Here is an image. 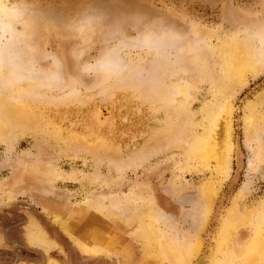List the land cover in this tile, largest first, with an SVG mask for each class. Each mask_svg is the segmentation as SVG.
<instances>
[{"label":"rangeland","instance_id":"1","mask_svg":"<svg viewBox=\"0 0 264 264\" xmlns=\"http://www.w3.org/2000/svg\"><path fill=\"white\" fill-rule=\"evenodd\" d=\"M0 5L24 15L0 31V264H166L146 246L145 219L164 218L157 238L174 235L168 250L190 242L202 252L233 198L243 194L241 209L264 201V129L243 125L248 102L264 119V0ZM237 38L259 70L226 97L231 147L220 173L187 151L219 96L217 49ZM175 128L187 145L170 141ZM33 228L53 245H30ZM253 230L246 221L229 250L244 253Z\"/></svg>","mask_w":264,"mask_h":264},{"label":"bare ground","instance_id":"2","mask_svg":"<svg viewBox=\"0 0 264 264\" xmlns=\"http://www.w3.org/2000/svg\"><path fill=\"white\" fill-rule=\"evenodd\" d=\"M22 16L24 15L21 14L20 12L10 10L5 6L0 5L1 33L7 30V27L9 26L10 22ZM217 51L219 52L218 54L221 60V65L223 64L225 67V69L221 71L222 72L221 77L216 81V87L219 96L217 97L214 106L205 107V118L201 127V131H200L201 133L196 134V137L194 138V144L191 146V149L187 151V154L190 155L191 158H193V160L195 161L197 160V162L202 168L208 167L210 161L214 160L216 164V167L214 166L216 172L218 171L221 173V171H224L225 167L227 166L226 163L229 162L228 154L231 147L230 131H229L230 110L228 109V106L226 107V103H227L226 97L230 95L234 86L240 84L241 81L245 80V76L247 74L253 73V71L257 67V58L253 53L255 50L252 51V49L248 45H244L243 42L238 40V38L229 39L227 43L221 44L217 49ZM257 68L259 70V67ZM185 83L186 82H184V84ZM173 86L176 87L175 85ZM173 86L172 85L170 86L172 90H173ZM183 88L185 90V87ZM183 88L179 89L178 87V90L182 91ZM175 90L177 89L175 88ZM172 92H174V90ZM244 110H245V114L243 117V125L246 129V132L248 131L250 134L251 132L256 133L258 131L263 130L264 129L263 114L262 115L260 114L258 119L257 117L256 118L254 117L255 115L254 111L256 110L255 102H248ZM260 121L263 122L262 124L258 125L257 122ZM0 123L3 129L6 130L7 123L5 121L3 114L1 113H0ZM177 126L180 127V125ZM180 129L183 130L182 127H180ZM216 129H219L220 133L222 131L220 137H217L219 133L216 131ZM176 131L178 132L179 130ZM178 133L180 134L179 136L177 135ZM178 133L177 134L174 133L175 135L172 136V139L170 138V141L173 144H175V141H177V145H179L180 147L182 146V144L187 145L190 139H188L184 135H183L184 137L182 136L183 139H181L180 137L182 133H180V131ZM248 137L252 138V136H248ZM245 189L247 191V187H245ZM213 192H215V189L214 187L210 186V188H208V193H206L207 195L206 194L201 195L202 203H203L201 212L203 216L207 215V213L211 211V203L214 197ZM242 195L243 194H240L239 197L237 196L238 198H233L231 205L221 212L218 220L217 229L214 233V236L211 239L213 241V245L209 250L200 252L198 246L196 244L191 245L189 244L190 242L189 243L185 242L184 245L179 246L180 249H178L177 252L170 251V249L168 250L167 246H173L172 237L174 235L172 236V233L168 232V234H171V236L166 235V237L162 236L161 239L157 238L158 234H157L156 223L160 220L163 221L164 218L157 216L154 210L153 212L155 213L156 218L152 220L149 218L147 220L145 219L144 223L141 221L144 229L143 231L144 238H146V246L154 247L156 253L165 261L166 264H187L191 259L190 256L196 257V259H194L196 261L195 264H263L262 262L264 260V201L257 203V205L256 204L253 205L250 209L248 208L241 209L239 207L241 205L239 201L241 200ZM10 198L11 196H9V199ZM145 205H143L144 210L142 211L150 213V209ZM246 221H250L252 223L254 229L253 236L252 238H250L251 240L244 253L243 252L238 253L236 251L233 252L228 248L230 239L236 234L238 228L243 226L246 223ZM34 228L30 229L29 231H26L25 238L30 245H37L44 247L46 246L49 247L50 245H53L52 242L45 240V236L39 229H34ZM80 245L81 244H79V246ZM82 247L83 249L88 250L87 247L83 245ZM175 248L177 249V247ZM90 251H92L91 253H97V251H93V250ZM51 264H56V263L51 262Z\"/></svg>","mask_w":264,"mask_h":264},{"label":"flooded vegetation","instance_id":"3","mask_svg":"<svg viewBox=\"0 0 264 264\" xmlns=\"http://www.w3.org/2000/svg\"><path fill=\"white\" fill-rule=\"evenodd\" d=\"M13 244H16L15 242H12Z\"/></svg>","mask_w":264,"mask_h":264},{"label":"crops","instance_id":"4","mask_svg":"<svg viewBox=\"0 0 264 264\" xmlns=\"http://www.w3.org/2000/svg\"><path fill=\"white\" fill-rule=\"evenodd\" d=\"M26 227H28V225H27ZM25 229H26V228H25Z\"/></svg>","mask_w":264,"mask_h":264}]
</instances>
